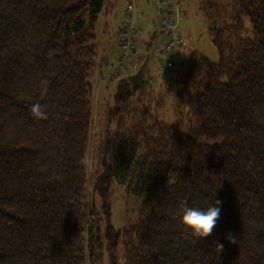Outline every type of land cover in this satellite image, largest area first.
Here are the masks:
<instances>
[{
  "label": "trees",
  "instance_id": "obj_1",
  "mask_svg": "<svg viewBox=\"0 0 264 264\" xmlns=\"http://www.w3.org/2000/svg\"><path fill=\"white\" fill-rule=\"evenodd\" d=\"M119 1L0 0V264H264V0H198L219 62L156 79L97 63ZM113 186L156 199L117 228Z\"/></svg>",
  "mask_w": 264,
  "mask_h": 264
},
{
  "label": "rangeland",
  "instance_id": "obj_2",
  "mask_svg": "<svg viewBox=\"0 0 264 264\" xmlns=\"http://www.w3.org/2000/svg\"><path fill=\"white\" fill-rule=\"evenodd\" d=\"M127 1L128 0H120L117 8L112 13L101 14L95 26V32L97 34V41L95 44L97 45L99 52L97 63L100 61L102 66L107 63L115 64L120 55L118 43L115 42V33L124 23L126 6L128 7ZM179 1L181 2L177 4L178 10L176 13L175 11L172 12L173 14L175 13L180 30L184 34L185 45L180 46L176 52L173 51L175 52L172 59L174 66L172 68L173 71L171 72L173 75L177 74L181 65L189 60L207 57L212 62H219L217 47L210 36L209 22L200 13L198 0ZM170 2H173V0H170ZM133 3L134 7L131 6V10L141 32L145 35L156 32L157 28L155 22H157L158 19L155 14L154 1L150 4H143L144 8H142L144 10L142 9L141 12L139 11L141 0H139V3L138 0H133ZM115 43L117 44L116 49ZM116 50L117 52L114 55ZM148 56L150 59H147L146 61L144 60L145 57H143L141 61L133 59V61L129 63L127 70L123 69V71L129 72L133 66V62L139 63L138 67L141 65L143 66L145 63L146 71L149 76L156 79L157 72L161 67L160 59L158 58V55L151 57V55L148 54ZM125 64L126 62L124 65ZM165 75L166 74H164V76ZM171 76L167 77L166 80H156V87H159L163 81L166 82ZM105 85L106 83L101 81V84L98 86L99 91L96 93V117L98 114V116H100V111L103 106L102 103L105 100L102 96V88ZM181 112L183 113V109L177 99L172 100V98H170L164 113L166 121L169 124L175 125L181 131L192 134L196 138L201 139V130L196 122L192 119L186 118L185 114L180 115ZM99 120L100 117L97 118L98 122ZM155 199L138 198L127 194L124 188L113 186L111 194L113 225L117 228H123L133 224L137 218L142 216V214L148 210V208L154 203Z\"/></svg>",
  "mask_w": 264,
  "mask_h": 264
},
{
  "label": "built area",
  "instance_id": "obj_3",
  "mask_svg": "<svg viewBox=\"0 0 264 264\" xmlns=\"http://www.w3.org/2000/svg\"><path fill=\"white\" fill-rule=\"evenodd\" d=\"M155 3L157 15L160 18L157 32L152 35H145L137 26V21L135 16H133L131 10V6L134 7L133 0L128 2L124 25L117 31L121 53L115 68L108 71L107 76L116 75L120 71V68L125 66L124 63H127L129 58L137 56L149 44L152 45L154 53L157 52L164 58V69L166 71L172 69L173 65L170 62V58L174 53L173 51L185 45V38L179 29L178 21L175 17L179 2L173 3L170 0H155ZM172 11H175V13L173 14Z\"/></svg>",
  "mask_w": 264,
  "mask_h": 264
},
{
  "label": "crops",
  "instance_id": "obj_4",
  "mask_svg": "<svg viewBox=\"0 0 264 264\" xmlns=\"http://www.w3.org/2000/svg\"><path fill=\"white\" fill-rule=\"evenodd\" d=\"M125 4V3H124ZM144 8V5H142V3H141V5H140V8H139V10H140V12H141V10ZM144 10V9H143ZM115 42H117L116 41V39H115ZM118 43V42H117ZM117 48V44L115 43V49ZM116 52H117V50L114 52V55L116 54ZM154 57V56H153Z\"/></svg>",
  "mask_w": 264,
  "mask_h": 264
}]
</instances>
